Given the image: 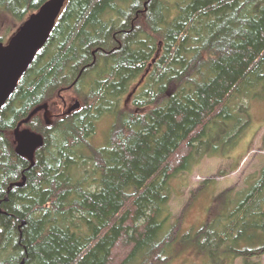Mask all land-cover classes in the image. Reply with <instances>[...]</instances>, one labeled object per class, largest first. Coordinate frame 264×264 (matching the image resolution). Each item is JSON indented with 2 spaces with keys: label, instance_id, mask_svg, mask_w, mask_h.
Segmentation results:
<instances>
[{
  "label": "trees",
  "instance_id": "1",
  "mask_svg": "<svg viewBox=\"0 0 264 264\" xmlns=\"http://www.w3.org/2000/svg\"><path fill=\"white\" fill-rule=\"evenodd\" d=\"M45 1L0 0V22ZM260 84L264 0H66L0 109V264H169L185 240L169 181ZM65 91L77 110L20 125L42 137L31 165L14 130ZM214 201L192 242L207 264L264 256V166Z\"/></svg>",
  "mask_w": 264,
  "mask_h": 264
},
{
  "label": "rangeland",
  "instance_id": "2",
  "mask_svg": "<svg viewBox=\"0 0 264 264\" xmlns=\"http://www.w3.org/2000/svg\"><path fill=\"white\" fill-rule=\"evenodd\" d=\"M21 24L9 19L1 21L0 40L5 43ZM252 93L253 96L244 101V111H233L234 121L229 124V120L224 121V131L222 120L213 127L209 146L205 149L209 156L194 155L188 169L169 181L168 210L172 219L181 217L180 229L185 234L184 242L174 246L169 264H207L206 255L198 251L193 239L203 224L210 221L211 211L219 209L215 197L229 188L238 189L247 175L258 173L264 166V84ZM59 99V103L65 101L67 105L75 101L71 91L62 92ZM56 111H59V105ZM51 116L47 113L48 119ZM111 123L107 116L97 122L95 144L105 142ZM249 260V264H264V256ZM222 264L231 262L227 258ZM233 264L243 262L236 259Z\"/></svg>",
  "mask_w": 264,
  "mask_h": 264
},
{
  "label": "water",
  "instance_id": "3",
  "mask_svg": "<svg viewBox=\"0 0 264 264\" xmlns=\"http://www.w3.org/2000/svg\"><path fill=\"white\" fill-rule=\"evenodd\" d=\"M65 1L46 0L35 12L27 16L5 43L0 41V109L12 96L20 77L25 74L35 55L45 45ZM79 107L80 103L76 101L67 109L66 113H71ZM41 110L46 113L47 105L37 106L25 120L17 125L14 130L15 138H17L16 133L20 125ZM47 123L49 124L48 120ZM19 137L26 139L17 142L15 152L19 156H27L32 165L33 150L42 145V137L27 129L21 131ZM23 182L24 177H21L20 182L12 183L10 187H20Z\"/></svg>",
  "mask_w": 264,
  "mask_h": 264
},
{
  "label": "flooded vegetation",
  "instance_id": "4",
  "mask_svg": "<svg viewBox=\"0 0 264 264\" xmlns=\"http://www.w3.org/2000/svg\"><path fill=\"white\" fill-rule=\"evenodd\" d=\"M58 18V17H57ZM57 20V19H56ZM60 96V95H59ZM60 98H61V96H60ZM75 101L74 102H76V101H78L79 103H80V105H81V101L79 100V99H77V98H75L74 99ZM63 101V100H62ZM63 105H62V109L60 110V113H54V114H52L53 116H57V115H61V113H64V112H66L67 111V109L71 106V104L70 105H67L66 104V102L65 101H63V103H62ZM40 113H41V117H42V119L44 120V122L46 123V124H48L47 123V120H49L48 118H47V113H45L43 110H41V111H39ZM39 112H37V114L39 113ZM52 117V116H51ZM22 124H24V123H22ZM30 130V129H28L27 127H19V129H18V132L16 133V137L17 138H15V140H14V144H15V147H16V145H17V142H19V141H25V139L26 138H20L19 137V134H20V132L21 131H23V130ZM31 131V130H30ZM34 132V131H33ZM36 133V132H35ZM38 148V147H37ZM37 148H35L34 150H33V154H34V152L37 150ZM25 157H27V156H25ZM28 158V157H27Z\"/></svg>",
  "mask_w": 264,
  "mask_h": 264
}]
</instances>
